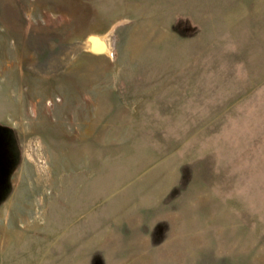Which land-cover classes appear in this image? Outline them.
Returning <instances> with one entry per match:
<instances>
[{"label": "rangeland", "instance_id": "obj_1", "mask_svg": "<svg viewBox=\"0 0 264 264\" xmlns=\"http://www.w3.org/2000/svg\"><path fill=\"white\" fill-rule=\"evenodd\" d=\"M0 264H264V0H0Z\"/></svg>", "mask_w": 264, "mask_h": 264}, {"label": "bare ground", "instance_id": "obj_2", "mask_svg": "<svg viewBox=\"0 0 264 264\" xmlns=\"http://www.w3.org/2000/svg\"><path fill=\"white\" fill-rule=\"evenodd\" d=\"M94 40H95V38H93ZM91 40V43H92V46H93V48H96V49H98V50H100V49H102L101 48V43H98V45H97V43H94V40ZM100 47V48H99ZM103 47V49H104V46H102Z\"/></svg>", "mask_w": 264, "mask_h": 264}]
</instances>
